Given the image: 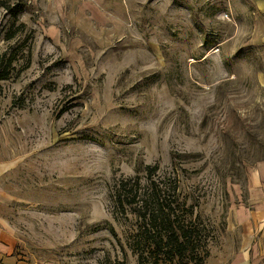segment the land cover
Returning a JSON list of instances; mask_svg holds the SVG:
<instances>
[{"label": "rangeland", "instance_id": "1", "mask_svg": "<svg viewBox=\"0 0 264 264\" xmlns=\"http://www.w3.org/2000/svg\"><path fill=\"white\" fill-rule=\"evenodd\" d=\"M0 2V264L151 263L134 183L185 263L230 252L264 202V0Z\"/></svg>", "mask_w": 264, "mask_h": 264}, {"label": "trees", "instance_id": "2", "mask_svg": "<svg viewBox=\"0 0 264 264\" xmlns=\"http://www.w3.org/2000/svg\"><path fill=\"white\" fill-rule=\"evenodd\" d=\"M0 8L13 14L5 2H0ZM11 64V59L6 64L0 63V80L8 77ZM128 190L129 193H125L124 197L130 198L131 203L137 205L139 220V227L134 233L136 240L132 243V252L138 254L140 261L145 255L153 256L154 261L145 264H187L184 258L192 240L190 239L191 233L174 228L169 211L170 205H167V210L161 205V201L157 200V195L140 194L137 190V183L130 186ZM152 201L157 203V208L150 209ZM110 232L114 234L112 229ZM158 258H162V261L159 262Z\"/></svg>", "mask_w": 264, "mask_h": 264}, {"label": "crops", "instance_id": "3", "mask_svg": "<svg viewBox=\"0 0 264 264\" xmlns=\"http://www.w3.org/2000/svg\"><path fill=\"white\" fill-rule=\"evenodd\" d=\"M261 202L238 213L236 227L240 236L234 240L231 251L220 252L219 256L212 255L205 264H264L261 252V247H264V202Z\"/></svg>", "mask_w": 264, "mask_h": 264}]
</instances>
